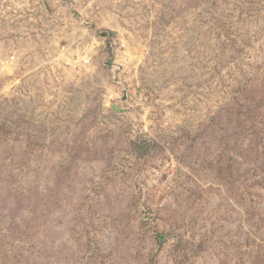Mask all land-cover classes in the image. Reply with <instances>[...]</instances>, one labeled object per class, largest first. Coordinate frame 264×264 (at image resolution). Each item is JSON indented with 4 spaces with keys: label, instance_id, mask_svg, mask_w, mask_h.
I'll use <instances>...</instances> for the list:
<instances>
[{
    "label": "rangeland",
    "instance_id": "1",
    "mask_svg": "<svg viewBox=\"0 0 264 264\" xmlns=\"http://www.w3.org/2000/svg\"><path fill=\"white\" fill-rule=\"evenodd\" d=\"M0 264H264V0H0Z\"/></svg>",
    "mask_w": 264,
    "mask_h": 264
}]
</instances>
